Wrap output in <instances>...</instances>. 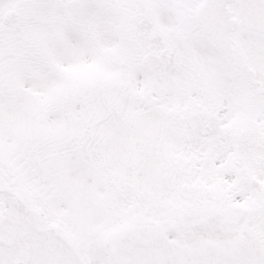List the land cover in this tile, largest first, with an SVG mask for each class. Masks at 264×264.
<instances>
[{
  "label": "snow or ice",
  "instance_id": "obj_1",
  "mask_svg": "<svg viewBox=\"0 0 264 264\" xmlns=\"http://www.w3.org/2000/svg\"><path fill=\"white\" fill-rule=\"evenodd\" d=\"M0 264H264V0H0Z\"/></svg>",
  "mask_w": 264,
  "mask_h": 264
}]
</instances>
